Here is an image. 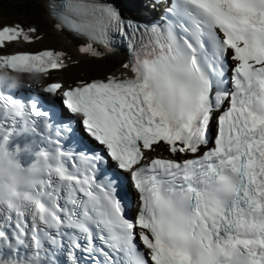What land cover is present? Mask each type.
Segmentation results:
<instances>
[{"label":"snow or ice","instance_id":"1","mask_svg":"<svg viewBox=\"0 0 264 264\" xmlns=\"http://www.w3.org/2000/svg\"><path fill=\"white\" fill-rule=\"evenodd\" d=\"M47 8L92 57L118 33L127 72L49 83L47 111L0 89V264H264V0H165L143 25L117 0ZM37 32L0 24V50ZM161 144L170 157L146 155Z\"/></svg>","mask_w":264,"mask_h":264},{"label":"rangeland","instance_id":"2","mask_svg":"<svg viewBox=\"0 0 264 264\" xmlns=\"http://www.w3.org/2000/svg\"><path fill=\"white\" fill-rule=\"evenodd\" d=\"M46 0H38L36 3H34V9L38 10L40 16L38 18H40L41 20V24L42 26H48V17H47V10H46ZM4 5L8 6L11 9H13V7L9 4L7 5L6 3H4ZM33 11V9H31ZM45 31H46V35H44V37L41 39V41L38 43L37 46H47V47H63V48H66L67 50L70 49V46H66L64 44V41H62V43L64 44V46L61 44L60 42V39H57V37H55V34H54V30L50 28V23H49V27H44L43 28ZM43 30V31H44ZM38 41V40H37ZM38 48V47H37ZM122 59V58H121ZM117 60L115 63H119L120 60ZM92 61L96 62V63H101L103 61L102 60H93ZM104 61H106V64L108 67H110L111 69H113V66H110L107 59H105ZM98 67H106L105 65L101 64V65H97V66H91L89 67L88 69H86V71H95L94 73H98V72H106L108 69H103V71L101 69H98V70H94V69H97ZM110 69V70H111ZM109 70V71H110ZM98 71V72H96Z\"/></svg>","mask_w":264,"mask_h":264},{"label":"trees","instance_id":"3","mask_svg":"<svg viewBox=\"0 0 264 264\" xmlns=\"http://www.w3.org/2000/svg\"><path fill=\"white\" fill-rule=\"evenodd\" d=\"M2 1L5 2L7 5L10 4L13 7V9L11 10H13L14 12H17V13L25 12L26 14H29L30 16L34 18H38L40 16L38 10L34 9V3H36L38 0H2ZM31 9H33L34 12ZM101 64L102 63H96L90 60L85 64L83 69H86V65L88 67H91V66H97Z\"/></svg>","mask_w":264,"mask_h":264},{"label":"bare ground","instance_id":"4","mask_svg":"<svg viewBox=\"0 0 264 264\" xmlns=\"http://www.w3.org/2000/svg\"><path fill=\"white\" fill-rule=\"evenodd\" d=\"M46 6V5H45ZM42 33L44 34V35H46V31L44 30V31H42ZM57 39H59V38H57ZM62 41H64V44L66 45V46H70V48L71 47H73V45H74V43L76 42L74 39H73V37L71 36V35H65V37L63 38V40ZM62 48V47H61ZM63 50H67L66 48H62ZM68 51H70V49H68ZM70 55L71 56H73L74 55V53L73 52H71L70 53ZM120 58V54H118V53H114V54H111V55H108V56H105V57H102V58H97V59H93V60H105V59H107V60H109L108 61V63H109V65L110 66H113V69H116L117 68V64L115 63L118 59ZM91 61H92V59H91ZM106 66V65H105ZM108 69V68H110V67H108V66H106V67H98L97 69H94V70H98V69H101L102 71H103V69ZM111 69V68H110ZM110 69H108L106 72H109V70ZM112 70V69H111ZM110 70V71H111ZM78 71H75V73H77ZM84 74H95L94 72L95 71H86V69L85 70H83L82 71ZM96 72H98V71H96ZM78 79H84V77H81V78H78Z\"/></svg>","mask_w":264,"mask_h":264}]
</instances>
